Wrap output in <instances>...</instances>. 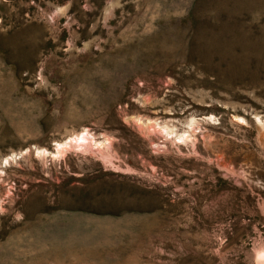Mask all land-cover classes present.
I'll use <instances>...</instances> for the list:
<instances>
[{
  "label": "rangeland",
  "instance_id": "374dc122",
  "mask_svg": "<svg viewBox=\"0 0 264 264\" xmlns=\"http://www.w3.org/2000/svg\"><path fill=\"white\" fill-rule=\"evenodd\" d=\"M263 254L264 0H0V264Z\"/></svg>",
  "mask_w": 264,
  "mask_h": 264
},
{
  "label": "bare ground",
  "instance_id": "6f19581e",
  "mask_svg": "<svg viewBox=\"0 0 264 264\" xmlns=\"http://www.w3.org/2000/svg\"><path fill=\"white\" fill-rule=\"evenodd\" d=\"M164 129H166V128H164ZM167 130V129H166ZM168 133H169V131H168ZM88 135V134H87ZM87 135H85L84 133H78V134H76L75 136H71V137H69V139H67V140H65V141H61V142H56V145H55V149H54V151H52V152H49L50 153V155L51 156H53L54 158L55 157H57L58 155H60V154H63V153H65V151L69 148V147H71V145H72V143L73 142H75L77 145H78V147L79 146H83L85 143H87L88 141H89V139H88V136ZM103 141H106V140H103ZM93 142L95 143V144H100L101 145V143L102 142H99V141H96V140H93ZM104 144H105V142H103ZM73 145H74V143H73ZM72 145V146H73ZM103 145V144H102ZM97 146V145H96ZM76 147V146H75ZM45 153H48V151L46 150V149H37V151H36V154L37 155H45ZM48 153V154H49ZM13 156V155H12ZM11 156V157H12ZM16 157V156H15ZM59 157V156H58ZM11 159V158H10ZM5 164H7V162H8V158H5L4 159V161H3ZM261 256V258L262 257H264V254L263 255H260Z\"/></svg>",
  "mask_w": 264,
  "mask_h": 264
}]
</instances>
